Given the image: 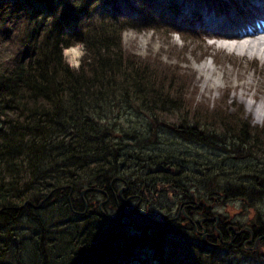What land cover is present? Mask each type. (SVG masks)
Masks as SVG:
<instances>
[{
	"label": "trees",
	"instance_id": "trees-1",
	"mask_svg": "<svg viewBox=\"0 0 264 264\" xmlns=\"http://www.w3.org/2000/svg\"><path fill=\"white\" fill-rule=\"evenodd\" d=\"M125 1L0 0V42L10 41L12 48L10 57L0 58V264H75L94 251L104 257L91 264H109L112 253L119 252L116 259L125 260L134 241L143 245V231L148 229L161 244L170 241L163 236L172 229L198 239V222L184 218H172L164 229L138 226L133 229L138 234L125 232L122 222L113 224L99 209L101 195L81 196L92 186L108 194L109 204H115L114 194L122 183L129 186L124 197L136 196L143 206L145 198L171 193L175 207L185 206L192 220L200 215L202 225L211 227L212 214L202 203H229L233 200L227 195L233 193L242 203L252 195L245 188L233 192L232 186H210L213 178L205 174L215 169L220 172L217 181L235 175L264 184V127L243 126L232 113L213 112L210 117L197 107L187 110L181 76L150 68L124 53L122 34L134 25L115 11ZM151 19L147 13L145 21ZM77 41L84 45L85 55L74 70L62 49ZM175 113L180 115L178 124L167 125L163 116ZM164 127L195 146L211 144L217 136L224 144L233 137V143L220 148L216 167L212 156L201 162L192 151L153 153ZM190 152L193 159L185 160ZM233 159L245 163L233 169ZM187 161L194 167L188 174ZM225 163L231 164L230 172ZM253 194L256 198L249 206L255 208L263 193ZM181 221L186 226L179 225ZM222 230V240L229 241L232 232H225V226ZM263 230L254 227V235L261 238ZM199 238L188 243L187 261L182 262L184 250L172 249L162 258L164 264H207L213 249H223L219 237L207 239L211 244Z\"/></svg>",
	"mask_w": 264,
	"mask_h": 264
},
{
	"label": "rangeland",
	"instance_id": "rangeland-1",
	"mask_svg": "<svg viewBox=\"0 0 264 264\" xmlns=\"http://www.w3.org/2000/svg\"><path fill=\"white\" fill-rule=\"evenodd\" d=\"M151 2L156 3L154 14L156 13L157 16L161 18H158L155 14L152 16L151 21L147 23L144 22L145 16L142 17L139 11L142 9L141 4L144 6L145 3L150 4ZM235 6H239L238 0H220L215 3L210 2L209 4L208 0H126V2L120 6L123 8L124 17L133 19L134 24L138 26L122 34V49L124 53L126 52L127 54L134 56L135 60L143 63V65H151L150 68L154 67V69H161L162 71H165V73L167 71H171L172 73L181 76V85L185 87L183 98H185L186 106L188 107L187 110L191 111V107L195 109L197 107V109H200V112L208 113L210 117L213 112H215V114L218 113L223 115H229V113H232L233 116L237 115V117L241 120V125H249L251 127L257 126L262 128L264 127V62L256 59L255 57L246 58L234 56L229 50L216 48L214 46V41L208 40L206 37L208 35H205L206 32L201 23H190L188 21L186 24H178V22H181V20L186 18L194 19L197 11L201 14V16L206 13L210 14L211 11H214L216 14L220 12L221 15L218 17H222L223 19L227 17L229 18V16L233 17ZM104 9L105 11L109 10L108 7H105ZM149 11L150 9L145 10V12L151 14L153 13L152 10L150 12ZM200 14H198L199 17ZM172 23L173 25H171ZM150 26H152L153 29H148ZM179 26L186 28L190 27L192 30H196L197 32L190 31L194 34H187L188 37H186V40L183 39V36L181 38L179 35L168 32L170 29H177ZM1 39H3V37ZM9 44L10 41L0 42L1 60L10 57L12 48H10L11 44ZM84 55L85 48L83 47L82 49L77 50L76 54L72 57L64 56V59L72 69L78 70L81 66ZM205 66H211L212 69L216 68V74L213 77L214 86L211 82H209L211 76L208 75V72L205 69H203ZM221 68L227 69L228 73L223 74ZM223 75L225 76V79L223 78ZM251 77H253L258 86L255 85L253 90L249 92V97L241 96V93L244 91L242 88L236 89L235 84L250 82L252 81ZM257 87L259 90H263L257 92ZM256 93L258 101H254L252 99V95ZM247 102H251L259 107L260 110H263V117L260 120H258V115L255 112L256 109L250 111L248 110ZM179 116V113H175L171 115H164L163 118L166 119L165 123L167 125L173 126L178 124L177 118ZM189 121V124L194 123L190 116ZM217 133L219 135L221 134L220 131ZM161 135L162 136L158 139V142L155 143L151 140V144L155 143L153 153L163 150V153L171 151L174 155H177V152L180 151H192L195 153V156L191 155L190 152L188 153L190 156H186L185 160L190 161L189 159H193L191 156H194V159L202 162L207 159L208 156H212V164L214 163V166L212 167L217 166L215 164H217L220 154L223 153L220 148H227L231 145V143H233V137L227 138L225 140L226 144H224V138L221 139L217 136V139H215L211 144L198 142L197 146H195L189 144L187 142L189 140L182 138V136L181 139H179L172 134H169L166 127H164ZM249 151H253L252 144L249 147ZM232 153L233 152H231V154ZM196 154L203 155V157L196 158ZM256 158L253 160L255 161ZM232 161L233 169L240 166V164L243 165L245 163L243 160L237 161L233 159ZM230 165L231 164L225 163L224 167L226 170H229V172ZM185 167V172H187V174L193 172L189 169L194 168L191 163L188 162V165ZM226 170H224V172H226ZM218 173H220L218 170L212 169L210 173L205 174L204 177L213 178V182L210 186L214 184L221 187L232 186L233 192L235 189L240 188L249 189L246 192L249 195H252V198L250 196L249 199L243 200L242 203H238V199L234 197L233 193V195H227V198L233 200L234 202H222V204L216 203V205L210 203L213 205V208L209 211L212 215H205L210 216L209 220H211V222L209 224H213L211 227H206L205 233L203 231V229H205L204 226L200 225V228L198 229L201 231L198 232V239L195 240L192 239V235L188 232H180V230L172 229L174 232L165 231L163 236V239L170 238V241L168 240L169 242H167L166 240V242L161 244L162 240L160 241L159 239L160 245H158V239L153 238L152 236L153 230L148 229L143 231V234L147 237L144 238L143 245H141L138 241H134V246H132L134 247L133 250L131 251L127 248L130 251L128 259L125 262H118L117 264H164L165 261L162 258L167 256L172 249H174L175 252L180 250L185 251V253L181 256L182 262L184 263L189 257L187 252L189 251V247H187L188 243H190V240L200 242L201 240L199 237L202 238L203 244H211L207 239L219 237V240L221 241L220 244L223 246V249H213L211 255L207 258V264H219V260L221 261V264L222 262H225V264H264V236L257 238L258 236L254 235V227H257V229L264 228V184L259 180H254L252 178L248 179L249 177L246 178L245 176L239 178L235 175H233V178H228L226 181L221 178L217 181ZM196 175L197 173H195V176ZM215 179L216 181H214ZM228 182H230L229 185ZM252 182H254L255 187H244L245 185L250 186L249 183L251 184ZM164 189L167 191L169 188L164 187ZM254 192H262L263 195L262 200L257 202L256 205L254 204L255 208H252L250 206L253 205L256 198L255 194H253ZM222 193L220 192V195ZM153 197V200L151 197L145 198V205L138 210L140 211V214L144 216L146 215L148 219H152L159 224H162L166 217L169 219L176 216L178 217L179 208L178 206H174L175 200L171 193H167L162 196L156 195ZM98 199L101 202L103 201L100 196H98ZM42 202L35 207H40ZM115 204H118V200H116ZM136 204L137 200H133V202H131V206L129 205L128 208L130 210H136ZM106 205L107 208L105 209ZM106 205H103L101 212L104 213L107 216L106 218L109 220L115 219L117 216L120 217V215L124 213L123 220L125 221L122 223L125 232L130 231V234H138V232L133 231V229L136 228L138 230L140 226L147 224V221L141 217H137L138 215L131 217L130 213H125L127 208H124L123 211L120 212V215H117L116 213L118 210H112L109 207V204ZM172 205L174 207L172 208V212H168L165 208ZM203 212L204 211H202V214H204ZM199 217L201 216L198 215L197 217H194V220L197 221ZM179 218L187 219L189 216L180 212ZM185 223L186 222L181 221L178 224L186 226ZM179 225L178 227H180ZM221 225L225 226V232H232V235L229 234L230 238L227 237L229 241L222 240L223 230ZM214 246L221 247L218 244ZM225 247H228L229 249L224 250ZM73 250L74 249L72 248L70 251ZM97 252L101 253L99 251ZM94 253H96V251H94ZM116 253L119 252H115L114 254L112 253L110 256L113 257ZM84 255L86 254L84 253ZM73 256L74 255H70L69 257ZM84 257L80 258L77 262H75V264H91L85 263ZM106 262L110 263L111 261L108 260Z\"/></svg>",
	"mask_w": 264,
	"mask_h": 264
},
{
	"label": "bare ground",
	"instance_id": "bare-ground-1",
	"mask_svg": "<svg viewBox=\"0 0 264 264\" xmlns=\"http://www.w3.org/2000/svg\"><path fill=\"white\" fill-rule=\"evenodd\" d=\"M238 5H240V7H238L237 10L233 12V17L229 16V18L227 17L224 19L222 17H217V19H210L209 14H204L201 19V25L204 26L206 34L215 36L220 40L223 39V41H221L220 43H214V46L216 48L229 50L233 53L234 56L246 58L255 57L260 58V60L264 61V0H242L238 3ZM250 13V21L243 22L242 18ZM209 24L212 30L208 29ZM203 69H205L208 72V75L211 76L209 82H211L214 86L213 77L216 74V68L212 69L211 66H205ZM221 71L223 72V74L228 73L227 69L221 68ZM223 78L225 79L224 75ZM251 80L252 81L246 82L244 84H235L236 89L242 88V90L244 91L243 93H241V96L249 97V92L253 90L255 85L258 86L253 77H251ZM262 90H259V88L257 87L256 91L260 92ZM257 97V93L252 95V99L254 101H258ZM247 107L249 111L256 109L255 112L258 115V120L263 117V110H260V108L256 105L252 104L251 102H247ZM249 185L253 186L254 182H252L251 184L249 183ZM119 187L124 188L129 186L125 183H122ZM119 187L118 189L120 190ZM114 197L116 200L118 199V204H109V207L112 210H118V212L116 213L117 215H120V212H122L124 208H127V211L125 213H135L136 215H138L137 217H141L152 224L151 219H148L147 216L143 217L142 214H140V211L130 210L128 206H131V202L120 195L119 191L116 192V195L114 194ZM123 215L124 213H122L120 217H122ZM120 217L117 216L115 219H111L110 221L116 222L115 220L121 219ZM152 226L155 227V225L147 224H144L143 227L147 229ZM103 257L104 254L102 253V259ZM127 259L117 260L116 255H113V259L111 261L115 260L118 262H125ZM109 264L117 263L110 262Z\"/></svg>",
	"mask_w": 264,
	"mask_h": 264
},
{
	"label": "clouds",
	"instance_id": "clouds-1",
	"mask_svg": "<svg viewBox=\"0 0 264 264\" xmlns=\"http://www.w3.org/2000/svg\"><path fill=\"white\" fill-rule=\"evenodd\" d=\"M83 47L84 45L81 42L77 41L75 44L69 45L68 47L63 48L62 55L65 57H72L74 55L73 50L77 51L79 49H82Z\"/></svg>",
	"mask_w": 264,
	"mask_h": 264
},
{
	"label": "water",
	"instance_id": "water-1",
	"mask_svg": "<svg viewBox=\"0 0 264 264\" xmlns=\"http://www.w3.org/2000/svg\"><path fill=\"white\" fill-rule=\"evenodd\" d=\"M91 190L95 191V192H102L101 190H98V189H95V188L94 189H88L86 191H91ZM86 191H84V192H86ZM100 258H102V254L96 252V253H92V254L86 255L84 257V261H85V263H90V262H92L94 260H97V259H100Z\"/></svg>",
	"mask_w": 264,
	"mask_h": 264
},
{
	"label": "flooded vegetation",
	"instance_id": "flooded-vegetation-1",
	"mask_svg": "<svg viewBox=\"0 0 264 264\" xmlns=\"http://www.w3.org/2000/svg\"><path fill=\"white\" fill-rule=\"evenodd\" d=\"M110 187H113V184H112V183L110 184ZM126 191H127V190H125V191L122 192V191L120 190L119 193H120V195H122V196L124 197L123 194H124ZM115 195H116V194H115ZM107 197H108V200H106V203H108V202L110 201V197H109L108 195H107ZM128 198H129V197H128ZM131 200H134V198L131 199ZM131 200H130V201H131ZM139 207H140V204L138 203L136 208L139 209ZM195 209H196V208H195ZM182 210H183V209H182Z\"/></svg>",
	"mask_w": 264,
	"mask_h": 264
},
{
	"label": "snow or ice",
	"instance_id": "snow-or-ice-1",
	"mask_svg": "<svg viewBox=\"0 0 264 264\" xmlns=\"http://www.w3.org/2000/svg\"><path fill=\"white\" fill-rule=\"evenodd\" d=\"M73 52H74V54H76V51L75 50H73Z\"/></svg>",
	"mask_w": 264,
	"mask_h": 264
}]
</instances>
